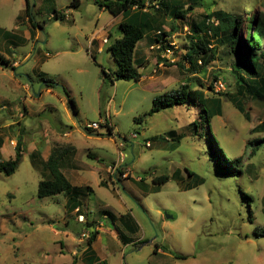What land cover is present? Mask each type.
Wrapping results in <instances>:
<instances>
[{
    "label": "rangeland",
    "instance_id": "374dc122",
    "mask_svg": "<svg viewBox=\"0 0 264 264\" xmlns=\"http://www.w3.org/2000/svg\"><path fill=\"white\" fill-rule=\"evenodd\" d=\"M72 1L29 0L31 22H44L42 28L35 26L29 39L30 21L25 15L17 21L25 0H0V53L16 65L14 70L0 66V143L13 139L15 146L20 139L23 154L37 131L49 129L60 137L63 130H71L74 144L92 146L103 164L118 159L120 146L130 178L121 179L124 186L118 184L117 193L102 194L103 207L91 195L89 216L106 221L113 229L99 210L112 206L122 212L126 205L140 226L138 235L143 234L145 240L122 249L114 242L107 245L111 254L106 264H264V237L255 236L264 227V131H254L264 120V99L239 97L244 113L230 102L238 80L231 68L233 56L225 46L218 47L217 58L200 73L188 76L174 65L192 25H199L206 14L222 10L240 15L243 36L247 18L255 12L264 14V0H200V4L192 3L193 9L183 19L173 16L174 6L167 8L161 29L177 49L157 53L142 39L148 61L137 67L142 74L139 81L117 79L114 74L116 63L108 46L121 36V17L100 10L93 0H79L77 7ZM150 1V5L176 4L175 10H184L189 2ZM53 9L64 19H52ZM100 29L109 35L108 42L95 37L91 44ZM4 30L9 34L6 37ZM46 76L54 80L51 91L43 86ZM220 82L224 86L218 89ZM182 83L222 100V114L210 119L209 129L227 158L240 157L238 165L231 167L221 157L223 167H219L210 159L205 128L198 127L203 137L193 136L190 124L200 119L198 103L148 114L155 96ZM64 89L75 101L77 114ZM106 117L113 127L110 135L100 125L99 139L85 138V124ZM84 161L94 160L84 156ZM186 170L203 182L182 189L181 184L193 183ZM163 174L169 179L156 186L152 177ZM39 179L28 151L12 175L0 173V264H71L73 256L67 248L72 252L79 234L92 226L84 229L77 216H69L65 225L63 197L38 198ZM51 227L59 234L52 233ZM154 243L167 254L153 253Z\"/></svg>",
    "mask_w": 264,
    "mask_h": 264
},
{
    "label": "trees",
    "instance_id": "16d2710c",
    "mask_svg": "<svg viewBox=\"0 0 264 264\" xmlns=\"http://www.w3.org/2000/svg\"><path fill=\"white\" fill-rule=\"evenodd\" d=\"M93 1L99 9L108 11L114 17H121L118 23L121 36L115 38L108 46V51L116 63L114 74L117 79L140 80L142 74L137 67H141L140 64L142 61L136 60L135 54L137 45L142 39L148 41L150 45L157 44L159 48L153 50L157 53L165 52L166 49H171L175 52L177 49L166 38L169 34L161 29L164 24V16L167 8L171 6L175 8L176 4L172 5L159 1L158 3L150 5L148 0ZM192 3L194 5L200 4V0H189L184 10H175L172 8L170 11H172L174 17L183 19L193 9ZM72 5L77 7L79 0H73ZM52 12V19H64L62 13L55 9ZM30 14L29 0H25L24 15L28 17L32 28L35 29V26L42 28L44 22L42 24H33ZM242 24L243 18L240 15H232L222 10L214 11L212 14H206L199 25H192L191 32L187 35L188 40L185 37L183 53L180 59L174 62V65L182 73H187L188 76L197 74L202 72L210 62L217 58L218 47H227L233 56L231 68L236 73L235 77L238 80L236 92L234 95H229V98L230 102L240 113H244V111L238 102L239 97L247 96L253 100L264 99V14L255 12L247 18L243 36L240 34ZM6 34L9 35L8 32ZM213 39L216 42L215 45L210 42ZM0 66L2 68L9 67L12 70L15 68L2 53H0ZM103 72L107 75L104 70ZM42 82L45 89H52L54 87V80L47 76L42 78ZM209 87L212 88L211 85ZM64 92L73 113L77 114L75 101L67 90L64 89ZM218 94L219 96L222 95V93ZM225 95H228V93H225ZM195 102L199 104L201 113L200 119L194 120L190 124L193 136L199 135L203 137L202 133L198 132V127L205 128L208 131L207 135H204L206 139V152L210 156V159L219 167H223L221 157H224L231 167L232 165H238L241 161L240 157L227 158L222 149L217 147L218 144L209 129L210 119L222 114V100L219 97H207L202 90L189 87L182 83L176 89L164 91L160 95L155 96L148 114L151 115L175 105L195 104ZM105 126L107 133L110 134L112 132L111 125ZM85 130L90 131L86 127ZM254 131H264V120L256 125ZM21 146V140H17L14 147V155L0 162V173L4 176L12 175L18 168L22 158ZM64 152V148L58 146L52 147L47 160L43 164V172L37 183L36 195L38 198H46L66 193L69 195V201L72 202V208L75 209L77 207V197L81 189L72 186L59 168V163ZM36 154V151L31 153V161L33 164L35 162L33 158ZM222 169L226 173L224 168ZM186 171L189 176H193V183L181 184L182 189H190L203 182V178L199 175L189 170ZM168 179L169 176L166 174L157 175L152 177V182L157 186L166 182ZM96 234L97 230L91 231L90 237L87 240L89 245ZM255 236L264 237V227L259 228L255 232ZM174 257L179 259L186 258V256L178 254H174Z\"/></svg>",
    "mask_w": 264,
    "mask_h": 264
},
{
    "label": "crops",
    "instance_id": "0c3cea01",
    "mask_svg": "<svg viewBox=\"0 0 264 264\" xmlns=\"http://www.w3.org/2000/svg\"><path fill=\"white\" fill-rule=\"evenodd\" d=\"M23 15H24V10L22 11V14L17 16V21L22 20ZM25 17L28 20V17L26 15ZM17 21H15V23ZM7 32H8L7 30H4L2 32L3 37H6ZM34 32L35 29L32 28L31 26V30H28L29 39L31 38V36L34 35ZM95 37H97L99 40H101L102 38L101 43H103L104 38H106L108 42V38H109L106 31H104L103 29H100L97 35H94V37L91 39L92 40L91 44L96 42L97 38ZM142 47L143 45L141 44V42H139L136 48V54L138 53V55L135 54V58L136 60L148 61V55H146L143 52ZM11 65L14 67L16 66L13 64ZM47 90L50 89H46V91ZM89 130H90L89 132L85 130L86 131L85 138L87 139L97 140L100 138L99 136L102 135V134L100 135L97 132V130L95 131L92 129ZM33 136H34L33 142H31V145L27 143V148L25 151H28L30 156V163L39 172L40 178L42 175L41 173L43 172L42 170L43 164L47 160L52 147L58 146L64 148L65 152L60 160L59 168L63 173V175L69 180L72 186L79 187L81 189L80 194L77 197V207L80 208L79 213H82L85 217V223H83L84 229L85 227H88V224H90V226L92 225L91 227H94L95 225L97 226V234L90 245L83 238L78 237L75 240L74 237L64 232L65 233L64 235L66 237L70 238L72 241L74 240L76 241L75 248L72 249V252L69 250V248H67V251H69V253H71V255L73 256V259L71 260V264H75L77 262L79 264H106L105 261L108 260L111 254V252L108 251L109 246L107 245H110L112 242L116 243L119 247H121V249L126 246L136 247L144 242L145 237L143 236V234L140 236L138 235L141 233V232L139 233L140 226L137 223L136 219L134 218L133 214L131 213V208L127 207L126 205H124V209L122 212L114 210L112 206H109L110 208L108 207V209L104 207L99 210L98 214L103 215V218H105L106 220L108 219V221L113 225V229H110L106 226L105 223L106 221H101V220L99 221L89 216L90 213L89 200L90 198H92L90 197L91 195H94L96 197L97 201H95V203L99 207H103L105 205L103 204L104 198L102 197V194H104V192H106V194H111V192L117 193V185L118 184L123 185L121 179L117 180L114 177L113 173L109 172V167L118 163V159L111 160L109 163L103 164L102 162H100L102 156L98 154V152L95 149H93L92 146H86L84 144H78V145L74 144L71 130H63L61 133L62 137L61 136L56 137L53 134V131L51 132L49 129H45L43 131L39 130L37 131V134L36 135L34 134ZM14 147L15 146L13 139L11 140L4 139L0 143V162L6 160L4 159L5 156L10 158L14 155ZM33 151L37 152L36 156H34L33 158L35 161L34 164L31 161L32 160L31 153ZM84 156L87 158H91L94 161L93 162L84 161ZM118 164L120 167L127 166L126 164H120V163ZM141 181L142 180H139V182ZM142 189L145 192V188ZM59 195L63 197V208L65 215L62 217V221L66 225L68 222V217L76 216L77 214L72 208V202L69 201L68 194L61 193L50 197H57ZM50 231L52 233L54 232L55 235L59 234V231L54 230L52 227ZM103 243H108V244H103ZM60 246L62 245L60 244ZM154 249L156 250L154 251ZM154 249H153V253L160 255L167 254L165 248H163L158 243H154ZM62 252L63 251H59V253Z\"/></svg>",
    "mask_w": 264,
    "mask_h": 264
},
{
    "label": "built area",
    "instance_id": "2783aa9c",
    "mask_svg": "<svg viewBox=\"0 0 264 264\" xmlns=\"http://www.w3.org/2000/svg\"><path fill=\"white\" fill-rule=\"evenodd\" d=\"M103 42L104 43L107 42V39L104 38ZM158 48H159V46L157 44H153V45L149 46L150 50H156ZM169 50H171V49H166V51H168V52H169ZM223 86H224L223 83L220 82V83H218V87L217 88L220 89V88H223ZM100 125H108V126L110 125L108 123V121H107V117L105 119H100L98 122L88 123V124L85 125V127L88 128V129H92V130H97L100 127ZM133 136L136 137V134L134 133ZM145 146H147V147L150 146V142L148 140L145 142ZM119 147H118V163L123 164L122 162L124 160V155L121 153ZM118 163H116L113 166H110L109 167V172L113 173L114 177L117 180L118 179H125V178L129 177L130 173H131V169L129 168V166H125V167L121 166L120 167ZM139 180H141V179L137 178V181H139ZM74 211L77 214L76 215L77 216V220L79 222H81V223H85L84 215L82 213H79L80 208L76 207L74 209ZM93 230H97V226L96 225L94 227H89V228L85 229L84 231H82L80 233V238H83L84 240L87 241L88 238L90 237L91 231H93Z\"/></svg>",
    "mask_w": 264,
    "mask_h": 264
}]
</instances>
